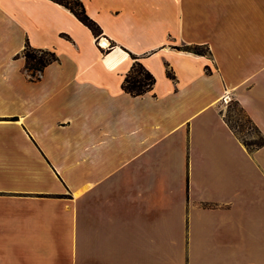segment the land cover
Returning a JSON list of instances; mask_svg holds the SVG:
<instances>
[{"label":"crops","instance_id":"1","mask_svg":"<svg viewBox=\"0 0 264 264\" xmlns=\"http://www.w3.org/2000/svg\"><path fill=\"white\" fill-rule=\"evenodd\" d=\"M81 1L0 0V264H264V0Z\"/></svg>","mask_w":264,"mask_h":264},{"label":"trees","instance_id":"2","mask_svg":"<svg viewBox=\"0 0 264 264\" xmlns=\"http://www.w3.org/2000/svg\"><path fill=\"white\" fill-rule=\"evenodd\" d=\"M53 1L58 2L63 6L67 7L85 25H87L96 36H99V34L102 33V29L100 25L86 12L85 6L81 0H53ZM184 48L199 54H208V48L199 45L185 46ZM22 54L26 59V68L29 71H31L34 76H36L38 72L43 70L49 63L58 60V56L56 55L55 52L46 49L34 48L30 45L29 42L26 43L22 51ZM131 56L132 58H138L133 53H131ZM167 73L168 76L174 78V75L169 69ZM155 82H156V78L154 77V75L139 60H135L131 66V69L124 78L123 88L126 92L134 96H137L151 90ZM231 102H234L235 104L240 106L238 101L231 100L228 103V107ZM240 108L242 109L241 106ZM247 118L248 121L253 125L256 133L258 134L259 140L254 139L251 140L250 142H246L244 140L243 141L249 148L255 149L264 144V136L260 133L257 126L253 123L250 117L247 116ZM225 119L230 125V127L237 133L236 128L234 127L233 124L230 123V120L226 116Z\"/></svg>","mask_w":264,"mask_h":264},{"label":"rangeland","instance_id":"3","mask_svg":"<svg viewBox=\"0 0 264 264\" xmlns=\"http://www.w3.org/2000/svg\"><path fill=\"white\" fill-rule=\"evenodd\" d=\"M224 114L230 120V123L234 125L238 135L244 141L250 142L254 139L259 140V136L256 133L253 125L248 121L246 114L239 105L231 102Z\"/></svg>","mask_w":264,"mask_h":264},{"label":"built area","instance_id":"4","mask_svg":"<svg viewBox=\"0 0 264 264\" xmlns=\"http://www.w3.org/2000/svg\"><path fill=\"white\" fill-rule=\"evenodd\" d=\"M231 101V99L230 98H226L225 100H224V102L226 103V104H228L229 102Z\"/></svg>","mask_w":264,"mask_h":264},{"label":"bare ground","instance_id":"5","mask_svg":"<svg viewBox=\"0 0 264 264\" xmlns=\"http://www.w3.org/2000/svg\"><path fill=\"white\" fill-rule=\"evenodd\" d=\"M102 44H104V46H106L108 44V42L106 40H102Z\"/></svg>","mask_w":264,"mask_h":264},{"label":"water","instance_id":"6","mask_svg":"<svg viewBox=\"0 0 264 264\" xmlns=\"http://www.w3.org/2000/svg\"><path fill=\"white\" fill-rule=\"evenodd\" d=\"M105 42V41H104Z\"/></svg>","mask_w":264,"mask_h":264}]
</instances>
